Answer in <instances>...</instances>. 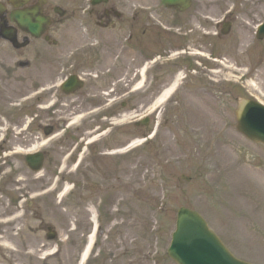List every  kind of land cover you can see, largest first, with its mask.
I'll return each instance as SVG.
<instances>
[{
	"label": "flooded vegetation",
	"instance_id": "flooded-vegetation-1",
	"mask_svg": "<svg viewBox=\"0 0 264 264\" xmlns=\"http://www.w3.org/2000/svg\"><path fill=\"white\" fill-rule=\"evenodd\" d=\"M239 14L243 0H0L4 238H22L20 232L27 230L35 237L47 230L46 242L58 241L46 226L42 196L52 189L56 197L64 195V185L73 183L66 198L80 205L89 193L77 191L79 183H95L112 156V144L128 132L108 126L135 111L137 88H143L138 100L153 98L168 82L169 56L205 51L208 39L232 38ZM66 84L81 89L69 94V87L62 88ZM125 98L122 105L112 106ZM77 115L85 122L71 128ZM134 139L132 134L123 145ZM34 148L42 150L39 173L33 170L39 159L19 155ZM40 179L45 181L38 186L34 181ZM20 181L27 183L26 191L17 186ZM13 187L22 191L10 192ZM43 189L47 191L39 192ZM74 222L70 231L75 235H68L66 243L85 246L81 220Z\"/></svg>",
	"mask_w": 264,
	"mask_h": 264
},
{
	"label": "rangeland",
	"instance_id": "rangeland-1",
	"mask_svg": "<svg viewBox=\"0 0 264 264\" xmlns=\"http://www.w3.org/2000/svg\"><path fill=\"white\" fill-rule=\"evenodd\" d=\"M261 22L264 0H243V14L236 19L232 38L207 40L205 53L242 69L243 77L233 72V78L227 79L226 72L210 73L209 63L182 61L178 69L186 67V79L173 100L159 117L157 112L153 115L148 127L120 133L124 139L120 136L121 142L111 148L126 147L123 144L132 134L136 141L148 139L146 143L133 154L106 159L95 183L86 187L80 182L77 191L89 193L82 196L80 205L75 199L63 202L55 191L42 196L46 197L41 206L46 209V226L58 241L46 242L47 230L35 237L27 230L20 232L22 238L5 239L8 228L0 222V264H77L84 246H70L66 241L68 235H75L70 229L77 219L82 239L87 240L92 210L98 212L103 231L89 264H175L167 251L181 208L203 215L238 258L264 264V146L240 135L235 118L238 99L253 96L264 103V40L254 35V27ZM227 45L236 49L228 52ZM168 70V82L157 88L153 98L135 102L136 115L152 104L178 72L174 67ZM117 137L115 142L120 141ZM44 181L34 183L41 186ZM17 186L26 191L27 183L20 181ZM4 218L0 212V220Z\"/></svg>",
	"mask_w": 264,
	"mask_h": 264
},
{
	"label": "water",
	"instance_id": "water-1",
	"mask_svg": "<svg viewBox=\"0 0 264 264\" xmlns=\"http://www.w3.org/2000/svg\"><path fill=\"white\" fill-rule=\"evenodd\" d=\"M263 38L264 26L258 35V39ZM236 120L238 132L255 143L264 144V107L249 100H240ZM183 179L190 181L186 177ZM169 256L176 264H248L237 260L209 229L206 221L187 209L178 212Z\"/></svg>",
	"mask_w": 264,
	"mask_h": 264
},
{
	"label": "bare ground",
	"instance_id": "bare-ground-1",
	"mask_svg": "<svg viewBox=\"0 0 264 264\" xmlns=\"http://www.w3.org/2000/svg\"><path fill=\"white\" fill-rule=\"evenodd\" d=\"M221 64L225 67L226 70L227 69L230 70V71L233 70V67L227 66V65H230V64L227 63V61H225V62L223 61ZM220 73L221 72H219V71L215 72L216 75H218ZM230 73H232V72H230ZM225 77L226 78H232V77H230L229 74L227 76H225ZM183 79H184V74H182V73L178 74L176 76L175 80H174V83H172L171 85H169L168 87H166L164 89V91H163L164 93L162 95H160L159 99H157V102L152 107V109H157L158 107L166 104L170 100V98L177 92V90H178L179 86L181 85V82H182ZM250 83H251L250 84L251 86H253V87L256 86L253 82H250ZM79 121H80V118H76V119L73 120L74 123H78ZM141 144H142L141 141H136V143L134 144V147H138ZM68 191H69V187H66L64 192H68ZM89 240H90V245L87 248L86 253H85L84 257H83L85 259V261L87 260V258L90 256V254L92 252L94 237H91ZM3 245L4 246H8L7 243H4ZM51 253L52 252H50L49 254H51Z\"/></svg>",
	"mask_w": 264,
	"mask_h": 264
}]
</instances>
